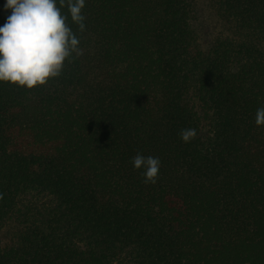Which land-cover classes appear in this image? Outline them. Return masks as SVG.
I'll list each match as a JSON object with an SVG mask.
<instances>
[{"label": "trees", "instance_id": "1", "mask_svg": "<svg viewBox=\"0 0 264 264\" xmlns=\"http://www.w3.org/2000/svg\"><path fill=\"white\" fill-rule=\"evenodd\" d=\"M83 14L61 76L0 82V264H264V0Z\"/></svg>", "mask_w": 264, "mask_h": 264}, {"label": "clouds", "instance_id": "2", "mask_svg": "<svg viewBox=\"0 0 264 264\" xmlns=\"http://www.w3.org/2000/svg\"><path fill=\"white\" fill-rule=\"evenodd\" d=\"M4 8L11 10V14L0 26V82L28 90L44 86L61 76L66 61L83 55L77 32L82 34L86 30L85 0H6ZM255 124L264 126V105L256 110ZM178 135L189 143L197 133L187 128ZM131 163L134 169H143L145 184L157 182L159 157L138 152Z\"/></svg>", "mask_w": 264, "mask_h": 264}]
</instances>
